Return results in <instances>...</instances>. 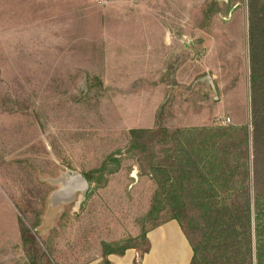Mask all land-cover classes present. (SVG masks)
I'll list each match as a JSON object with an SVG mask.
<instances>
[{"label":"rangeland","instance_id":"rangeland-1","mask_svg":"<svg viewBox=\"0 0 264 264\" xmlns=\"http://www.w3.org/2000/svg\"><path fill=\"white\" fill-rule=\"evenodd\" d=\"M250 70L248 0H0V264H86L140 235L156 184L129 131L251 124ZM111 156L94 190L83 173ZM170 232L157 262L184 256Z\"/></svg>","mask_w":264,"mask_h":264},{"label":"trees","instance_id":"trees-1","mask_svg":"<svg viewBox=\"0 0 264 264\" xmlns=\"http://www.w3.org/2000/svg\"><path fill=\"white\" fill-rule=\"evenodd\" d=\"M248 8L251 124L130 130L127 152L144 163L141 174L156 191L141 234L102 242L104 258L130 249L148 254V233L176 221L192 247L191 264H264V0H248ZM220 12L210 9L209 16ZM120 168L111 156L83 176L98 190ZM166 213L168 219L147 227Z\"/></svg>","mask_w":264,"mask_h":264},{"label":"crops","instance_id":"crops-1","mask_svg":"<svg viewBox=\"0 0 264 264\" xmlns=\"http://www.w3.org/2000/svg\"><path fill=\"white\" fill-rule=\"evenodd\" d=\"M168 16H170V15H168ZM154 17H155V22H154L153 26H154V29L156 31L165 32L164 34L167 36L168 32L175 30L172 26L169 25L171 22H169V20L167 18L164 19L163 15L161 16L160 14L156 13L154 15ZM170 21H172V20H170ZM170 41H171V38H170ZM169 44H170L169 40L167 38H165L164 42L159 46H161V47L162 46H168ZM182 45H184L187 48L186 43H182ZM77 186H79V187L75 188L74 191L71 189H67V188H65L66 190H64V188L62 190H60L61 196H63L64 200H68V199L72 198V196L76 195L79 192V191L76 192L77 189H83L81 181H78ZM85 186H86V184H85ZM69 192H71L70 196H69ZM169 228L172 231L170 233H172V234L176 233V234H173V236H175V239H177L179 237V239H177V241L183 245V249H184L183 251L185 253H184V256L181 259L180 263L178 260L176 261L173 259H168V257L162 258L163 253H161V252H160V255L158 257V260L162 263L157 262V258H156L157 245H158V243H160L162 241V239L163 240L168 239L167 231ZM14 229L16 231V236H17L19 234L17 221H16V224L14 226ZM2 234L3 233H0V249L4 246L3 245L4 240L8 238L7 236L4 237ZM12 238H13V236H12ZM123 238L124 237H119V239H114L113 241H119V240H122ZM147 238L150 242V252L148 254L140 256V253L136 249H130V250H127L123 256L110 255L107 258H104L101 255L99 259L92 261L90 263H86V264H163V262H165L166 260H168L170 264H191V261H192L193 256H194L193 250L190 247L186 237L183 235V233L180 229V226L176 221H170L169 223H166L165 225L149 232L147 235ZM8 243H9V241L6 240L5 244H8ZM169 256H171V255H169ZM169 258H171V257H169Z\"/></svg>","mask_w":264,"mask_h":264},{"label":"water","instance_id":"water-1","mask_svg":"<svg viewBox=\"0 0 264 264\" xmlns=\"http://www.w3.org/2000/svg\"><path fill=\"white\" fill-rule=\"evenodd\" d=\"M76 181V180H75ZM72 182V181H69L68 183H67V186H65V188L67 187V189H75L76 188V186H77V184H76V182ZM86 184V183H85Z\"/></svg>","mask_w":264,"mask_h":264},{"label":"built area","instance_id":"built-area-1","mask_svg":"<svg viewBox=\"0 0 264 264\" xmlns=\"http://www.w3.org/2000/svg\"><path fill=\"white\" fill-rule=\"evenodd\" d=\"M228 121H230V120H228Z\"/></svg>","mask_w":264,"mask_h":264}]
</instances>
